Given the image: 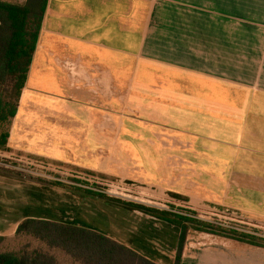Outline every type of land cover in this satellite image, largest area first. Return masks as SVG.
I'll return each instance as SVG.
<instances>
[{
    "label": "crops",
    "instance_id": "1",
    "mask_svg": "<svg viewBox=\"0 0 264 264\" xmlns=\"http://www.w3.org/2000/svg\"><path fill=\"white\" fill-rule=\"evenodd\" d=\"M122 97L119 116L111 107ZM126 107L143 116L123 120ZM105 112L122 118L106 121ZM129 132L166 151L132 181L158 186L159 197L170 193L179 182L169 172L183 175L185 161L162 145L190 137L197 149L185 154L236 189L240 209L264 229V0H48L8 143L0 148V236H17L27 218L46 219L96 231L157 264H176L179 227L41 183L17 167L27 152L94 172L104 162L121 168L116 147ZM201 144L215 148L199 154ZM3 156L11 163L4 165ZM207 157L222 168L205 165ZM39 185L56 197L41 199ZM183 197L192 210L204 201ZM181 264H264V247L191 230Z\"/></svg>",
    "mask_w": 264,
    "mask_h": 264
},
{
    "label": "trees",
    "instance_id": "2",
    "mask_svg": "<svg viewBox=\"0 0 264 264\" xmlns=\"http://www.w3.org/2000/svg\"><path fill=\"white\" fill-rule=\"evenodd\" d=\"M48 0H29L26 5L0 1V148L6 149L10 125L16 116L19 99L26 85L35 53ZM31 177V176H27ZM34 178V177H31ZM35 180L70 191L114 203L130 210H139L164 220L181 229L176 264H181L182 253L191 230L206 232L243 243L264 247V235L257 230H242L223 226L195 216L184 208L165 210L128 202L105 193L87 189L79 183H66L44 178ZM79 182H81L79 180ZM186 202L183 196H175ZM175 209V207H173ZM29 235L45 241L49 246L61 247L87 264H157L136 251L96 231L46 219L27 218L17 236ZM7 238L0 236V243ZM0 264H59L49 254L33 250L19 254L0 251Z\"/></svg>",
    "mask_w": 264,
    "mask_h": 264
},
{
    "label": "rangeland",
    "instance_id": "3",
    "mask_svg": "<svg viewBox=\"0 0 264 264\" xmlns=\"http://www.w3.org/2000/svg\"><path fill=\"white\" fill-rule=\"evenodd\" d=\"M125 100L127 101V98L123 99L122 97L120 101L114 104V107L110 106L111 108L119 109V116L122 115V108H125L126 106ZM116 105L117 107H115ZM127 107L126 109H124L125 117L123 116V120H126V117L135 118L143 116L142 113L132 111V109H129ZM104 114V119L106 121L110 118H114L113 120L115 121H120L122 118L118 117V114L116 112H105ZM167 125L169 135L176 136L177 128H175L171 123H167ZM112 126L116 128L117 123L115 125L112 124ZM184 131L188 132L187 130H183L182 132ZM158 133L159 131H157V134ZM129 134L130 137H128V135L124 136L122 134L121 139L123 140V142L119 139L120 143L116 147V150L118 151L117 154L122 159V162L117 165H120L121 168L114 169L107 162H104L105 169L99 168L98 171L94 172L86 169H81L80 167L72 163L58 162L56 160L49 159V157L46 156L27 152L23 153L22 155L20 154L21 158L17 162V167L20 168L19 170L25 175L27 174L34 178L38 177L47 180H55L66 183L80 184L79 180L85 179V176H83L84 174L96 175V179L98 180H113L115 178H121L130 182L132 180H135L134 178L136 174H140L141 172L143 173V167H146L148 171H150L149 167H151L153 170V165L155 164V162L158 163L160 160L163 161L164 156L166 155V151H163V149H161L158 145L154 147L149 146L148 144H143L142 137V139H136L134 138L132 132H129ZM187 140L191 141L193 139L188 137V139L182 140L181 143L179 142V140L176 143V140L172 139L171 141H164L162 145V148H165L166 150H177V152L180 153L179 156L182 157V159H184L185 161L184 167L182 169L183 175L178 176L175 173L179 172H175L170 169L171 171L169 172L167 178L171 179L173 176H175V179H178L179 182V186L174 188L172 187V191L170 190V196L174 198L175 196H187L190 194H196L199 196V198H202V200L204 201L200 202L202 204L201 206L193 205V207H197V210H192L191 207L189 208V206L187 205L178 207L195 212V216H200L203 220H210L215 223H220L224 225H234L242 230H257L263 234L264 229L261 227V225L257 223L254 224L255 221H251L249 217H246V214L240 209L239 192L236 189L230 190L228 187L224 186L223 183L219 180V178L208 176V174H206L205 171L198 166L197 162L192 159L191 156L185 154L186 152H192L197 149L195 143L192 142L190 144V142H187ZM136 144H139L140 147L136 146ZM132 146H136V148L138 149V151L134 154L132 152L133 150L130 149ZM214 148V145L201 144V147L198 146L199 154L201 153V150L204 149L203 155H209L207 152L208 149L212 152ZM171 153L172 152L169 151V153L167 152V155ZM128 155L131 157V160H128ZM206 159L207 160H203V163L213 169H220L223 166L222 162L220 161H208V157ZM1 160L2 163H11V159L8 156L1 157ZM174 164H177V167H179V162H174ZM106 166H109V169H107ZM149 176L152 180H156L155 178L157 175L153 174ZM138 178L139 177H137V179ZM39 190L41 199L45 198V195L56 197V195L53 194V191H50L51 188H49L48 186L46 187L44 185H39ZM192 190H194L195 192H192ZM127 196H134V194H127ZM92 202L95 203V201ZM92 202L90 201L89 204H92ZM152 206H155V208H159L156 207V205H151L150 207ZM53 207L54 206H52V208ZM58 209L59 212H64L63 207H58ZM91 210L94 211V209ZM67 211L71 212L69 208H67ZM64 215L65 213H63V215L61 216ZM33 250H39L49 254L50 256L54 257L59 264H87L85 261L86 259L77 258L61 247L49 246L45 241L25 234L15 237H8L6 240L0 243V251H12L19 254L22 251L32 252Z\"/></svg>",
    "mask_w": 264,
    "mask_h": 264
},
{
    "label": "built area",
    "instance_id": "4",
    "mask_svg": "<svg viewBox=\"0 0 264 264\" xmlns=\"http://www.w3.org/2000/svg\"><path fill=\"white\" fill-rule=\"evenodd\" d=\"M75 68L76 66L74 64L68 65V70L70 71L71 75H73L76 72ZM3 164L5 165L6 163ZM83 176H85V179L80 180L81 181L79 184L80 186L87 189H92L98 192L105 193L111 197H116L130 202L144 204L147 206L156 205V207H159V209H165V210H176L173 209L175 205L176 206L186 205L185 201L173 198L172 196H170V193L166 191H163L164 193H162L161 196L159 197L158 194L160 193L159 192L160 188L155 185L146 184L144 182H138V181L128 182L127 180L121 178H115L113 180H104V179L98 180L96 179V175H92V174L90 175L84 174ZM126 193L134 194V196L128 197ZM198 218L202 219L200 216ZM220 225L227 227L234 226V225H224V224H220Z\"/></svg>",
    "mask_w": 264,
    "mask_h": 264
}]
</instances>
